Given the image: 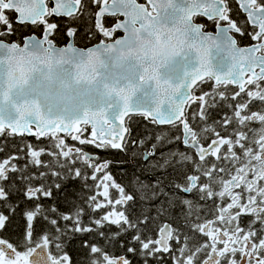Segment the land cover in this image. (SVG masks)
I'll use <instances>...</instances> for the list:
<instances>
[{
	"label": "snow or ice",
	"instance_id": "1",
	"mask_svg": "<svg viewBox=\"0 0 264 264\" xmlns=\"http://www.w3.org/2000/svg\"><path fill=\"white\" fill-rule=\"evenodd\" d=\"M53 17L70 22L63 46ZM81 20L90 47L75 43ZM135 117L167 134L132 140ZM17 138L0 159V231L19 214L23 243L0 237V264H73L77 234L93 237L87 264H264V0H0V153ZM129 144L151 173L133 192L85 151ZM75 180L87 195L68 212L44 203ZM174 207L182 223H155Z\"/></svg>",
	"mask_w": 264,
	"mask_h": 264
},
{
	"label": "trees",
	"instance_id": "2",
	"mask_svg": "<svg viewBox=\"0 0 264 264\" xmlns=\"http://www.w3.org/2000/svg\"><path fill=\"white\" fill-rule=\"evenodd\" d=\"M150 123L142 119L140 117H135L131 122V139L132 140H139V139H145L148 141V138L146 137V132L149 131V129H152L150 127ZM154 137V135L152 136ZM27 141L31 142L33 145H36L38 147H46L49 145V141L45 138H41V140L37 141L35 139L32 140V137H27ZM17 140V139H15ZM18 141V140H17ZM34 141V142H33ZM19 144H21V141H18ZM18 142H14L13 139H10L7 141V147H5V151L3 152L4 157L11 155L13 151H16L12 146L17 145ZM25 142V141H23ZM4 141L0 140V144H3ZM68 143H73L71 140H68ZM77 146H80L77 144ZM144 145L141 146H134L132 144H129L127 152H121L117 150H109L105 151L103 149H95L93 146H86L85 151L89 153H95L99 156L100 160H109L111 161V165L108 169V171L112 174L113 179L120 184L121 186H124L128 192H133L136 189H138L139 185L137 183V179L143 180L145 178V174L141 172L142 166H141V160L143 156V152L141 151L142 148H144ZM135 153V156L133 155ZM24 153L21 152L20 156V164L19 167L24 168V162H22V159H24ZM42 160L45 162L50 160V157L47 155L42 156ZM26 171H30L33 174H38L40 171L48 172L49 170L47 168H33L32 166H29ZM19 176V173L16 174ZM151 175V174H150ZM53 180H55V177H51L49 174V179L46 181H43L45 183H51ZM57 183H61V181H56ZM84 182L82 180H75V181H68L63 183V187L61 191L55 192L54 196L55 199H49L44 201L45 204L51 205L53 203L57 204V207L60 209L61 212H68L72 207V200L73 197L79 195L84 196L87 195V192L81 191L82 184ZM89 184H91V181H88ZM13 201L17 200L16 197H12ZM139 208V206H138ZM86 217V216H85ZM17 218L15 215L14 218H11V223H8L4 231H1V235L3 238L9 239L12 243L17 245H22L23 238L19 240L18 242L11 239L13 234L19 235L23 234L24 224L22 222L13 221ZM88 222V220H87ZM86 222V223H87ZM42 228H47L49 232H51V229L48 225L44 224L43 221H38L36 224L37 229V235L40 233ZM106 233L110 231L109 228L103 229ZM8 234L10 237H8ZM93 239V237H90L87 234H77L76 238L72 239L71 243L67 245L66 251L72 258L73 264H87V256H86V250L81 248V241L82 240H89ZM99 240V243L101 245L105 244V240L101 238H96ZM23 247V246H22ZM110 253H113L115 251H123V249L119 247H114L113 245L109 244L108 249ZM55 251V249H53ZM80 262V263H79ZM154 263V262H153Z\"/></svg>",
	"mask_w": 264,
	"mask_h": 264
},
{
	"label": "flooded vegetation",
	"instance_id": "3",
	"mask_svg": "<svg viewBox=\"0 0 264 264\" xmlns=\"http://www.w3.org/2000/svg\"><path fill=\"white\" fill-rule=\"evenodd\" d=\"M53 20L57 23H59L61 25V32L57 33L56 34V43L59 45V46H63V44L66 42L65 41V37L62 35L63 31H64V25L65 23H70L69 21H66L64 19H59V18H55L53 17ZM114 21L112 20H109V23H113ZM198 22L200 23H205L206 21L204 19H200L198 20ZM207 25H208V30H214L212 25H211V22H207ZM74 27H78L79 28V33L78 35L76 36L75 38V43L77 44V46L79 47H90L92 44H95L97 42V40L99 38H94L92 39L91 41L88 40L87 38V32H88V27H89V24L85 21V20H81L79 22H77L76 24L73 25ZM29 31H31L30 28H25V29H20V32L23 33V34H27ZM37 35H39V33H36ZM122 34V33H121ZM239 38V37H238ZM242 45L243 44H249L250 41L248 39V37H244L241 41ZM205 91L208 90V86H205L204 88ZM150 127H152V129H149V131L146 132V137L149 139L150 137H152L153 135L156 136V135H166L167 133L164 132L160 127H157V126H154L150 123ZM27 137H30V136H27L25 137V140L27 141ZM18 141H21L20 139L17 138ZM17 140L14 139V142H18ZM32 140L35 141V138L32 137ZM33 141V142H34ZM21 143H23V141H21ZM19 142L17 143V148H14L15 150H18V146H19ZM182 147V146H181ZM95 154V153H94ZM24 156V155H23ZM4 157V154L3 153H0V159H2ZM143 157V156H142ZM22 162H24V164L28 163V158H26L24 156V159H22ZM18 165L21 163L20 160L17 161ZM29 166H31V164L29 163ZM141 166L142 168L144 167V164L141 160ZM146 176L147 175H150L151 173H144ZM159 178V177H158ZM166 178V177H165ZM115 180V179H114ZM143 181L145 183H147V180H145V178H143ZM116 182V181H115ZM117 183V182H116ZM112 196L115 197L116 196V192L113 190L111 192ZM185 196H188L189 198H191V194H184ZM14 197H16V199H20V197L14 195ZM159 203L160 202H145L144 206H143V211L144 212H149L151 213L152 216H156V212H157V209L159 208ZM0 211H4L3 207L0 206ZM5 214H8L7 212H5ZM97 216L101 215V213H97L96 214ZM182 215L181 213V209L179 207H174L172 209H170L169 213L166 215V216H161V217H158L157 220L155 221L156 224H159L163 219H168L170 222L174 221L176 224H179V223H182L181 220H177L176 217ZM17 218L13 221H16L17 222H22V224H24V221L22 220V218L20 217L19 214L16 215ZM11 218H14V216H11ZM88 220V217L86 216L85 217V223L87 222ZM12 221L9 220L8 223H11ZM7 223V224H8ZM116 227L115 226H112L110 228V231L111 233H115L116 232ZM4 231V230H3ZM20 233L18 234H13L12 237L9 236L8 234V237H10L11 239L15 240V241H19L23 238V234L19 235ZM0 237H2L1 235V231H0ZM14 244V243H13ZM15 245V244H14ZM19 245V243L17 244ZM18 250L20 251H24V247L20 246L18 248ZM112 254L116 255V256H119V255H122L123 254V251H115L113 252ZM80 263V262H79ZM136 264H139V261L137 260L136 261ZM154 264V263H153Z\"/></svg>",
	"mask_w": 264,
	"mask_h": 264
},
{
	"label": "rangeland",
	"instance_id": "4",
	"mask_svg": "<svg viewBox=\"0 0 264 264\" xmlns=\"http://www.w3.org/2000/svg\"><path fill=\"white\" fill-rule=\"evenodd\" d=\"M103 213H101V215H102Z\"/></svg>",
	"mask_w": 264,
	"mask_h": 264
}]
</instances>
